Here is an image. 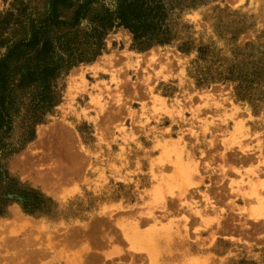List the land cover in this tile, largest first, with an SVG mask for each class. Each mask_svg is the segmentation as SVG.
<instances>
[{
    "label": "rangeland",
    "instance_id": "374dc122",
    "mask_svg": "<svg viewBox=\"0 0 264 264\" xmlns=\"http://www.w3.org/2000/svg\"><path fill=\"white\" fill-rule=\"evenodd\" d=\"M118 1L0 0V264H148L123 231L150 209L183 225L188 191L221 225L196 219L159 264H264V215L231 182L264 178V0H153L149 45L98 21Z\"/></svg>",
    "mask_w": 264,
    "mask_h": 264
},
{
    "label": "bare ground",
    "instance_id": "6f19581e",
    "mask_svg": "<svg viewBox=\"0 0 264 264\" xmlns=\"http://www.w3.org/2000/svg\"><path fill=\"white\" fill-rule=\"evenodd\" d=\"M240 150L241 152L246 151L245 149H243L242 146H240ZM247 157L248 156H246L245 160L249 158ZM221 159L224 162L223 167H225L226 165L228 166V168L232 169L230 167V164L228 163V157L225 155V153L221 155ZM178 162L182 165L181 154L179 156ZM207 166H209V164H207ZM189 169L191 171L190 174L188 170L186 169V167H183L181 171V176H183L187 180L188 179L191 180V182H188V184H193L194 179H197L201 176L199 172L200 164L197 161L193 160V163L191 164ZM227 170L223 168L221 171V175L225 176L228 173ZM251 171L254 174H256L255 173L256 170L252 169ZM255 176L256 178L250 179L249 181H246V182H244L243 181L244 179H242L241 184L239 182L236 183L235 181L234 182L231 181V182L236 184L238 194H240V197L242 199L249 200L251 197H254L252 198V200L254 199L257 205L254 207H251L250 214L252 216H260V215L263 216L264 215V194L262 193V191L264 190V178L260 180L258 174ZM245 188H247L248 191ZM155 191L157 195V203L158 204L161 203L162 206L160 207L164 208L165 209L164 211L167 214H169V212H171V210L169 209L170 204L169 202L165 200V196L163 195L161 191V187L160 186L156 187ZM183 192L185 193L186 190ZM221 192L222 191L220 190V192H218V194L216 192V194L222 195L223 192L222 193ZM181 194L182 193H179L178 196L181 197L182 196ZM202 194L205 197V200L207 201L208 205L212 207V210L214 211V208H213L214 203L217 202L220 197L217 199L218 196L216 195H215L216 197H214V195L209 196V193H202ZM187 195L190 196V201L185 202L184 204H186V206L189 207L191 211L187 212L188 215H185V217L183 218L184 219L183 225L175 224L176 229H174L175 226H174V221L172 219L168 218V221L164 223L161 221L163 215L160 216V215L155 214L154 210L152 209L146 212L147 214L145 213L146 215L145 218H141V219L137 218L138 220H133L129 223L128 229L124 230L122 235L125 238V240H127L130 243V248L134 252V254H130V256L142 257V255L145 253V255L147 256L149 260L148 264H159L158 260L161 256H163L162 251L160 249L161 244L164 242L168 244V242L173 241L175 237L183 238L184 236H186L188 234L189 228L191 227V224L195 223L196 219L197 220L199 219L198 222L203 225L205 224L206 227L209 226L214 221H216L218 224L220 223L221 225V220H219V218H222V217H220V214L215 216V218H209L208 215L205 214V211L201 210L198 207L200 205L196 201L193 200L194 192L188 191ZM142 226L143 228L145 226V228L143 229ZM189 251L190 250L187 248L186 252L189 253ZM122 252H123L122 249L115 247L113 248V250L108 252L106 256H110L112 254L121 255ZM190 257L191 258H188L186 260L185 262L186 264H199V263L205 264L206 262V260L200 259V257L192 255V254ZM82 263L84 262H81L80 264ZM130 263L137 264L135 263V261L130 262Z\"/></svg>",
    "mask_w": 264,
    "mask_h": 264
},
{
    "label": "trees",
    "instance_id": "16d2710c",
    "mask_svg": "<svg viewBox=\"0 0 264 264\" xmlns=\"http://www.w3.org/2000/svg\"><path fill=\"white\" fill-rule=\"evenodd\" d=\"M53 4L54 9L56 1ZM160 8V1L119 0L115 10L99 16L98 21L102 26L109 25L110 27L114 25V22L116 25H122L133 34L135 40L146 43V45L152 42L161 43L165 42L167 38H164L163 32L160 31ZM51 71L52 67L46 66L42 73L45 76Z\"/></svg>",
    "mask_w": 264,
    "mask_h": 264
}]
</instances>
